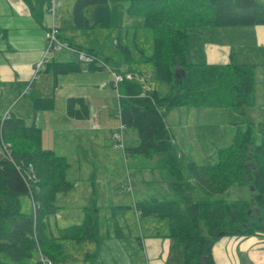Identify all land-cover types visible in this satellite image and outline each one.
<instances>
[{"label": "trees", "instance_id": "16d2710c", "mask_svg": "<svg viewBox=\"0 0 264 264\" xmlns=\"http://www.w3.org/2000/svg\"><path fill=\"white\" fill-rule=\"evenodd\" d=\"M110 1H126L127 14L142 18L143 26L151 30V51L143 52L142 56L144 62L152 63L150 73L125 66L111 68L97 51L65 41L59 34L66 47L55 50L37 71L51 69L57 76L80 71L81 67L85 71H98L106 65L110 75L131 71L145 77L144 82L136 79H123L116 85L113 80L110 82L117 91L122 129L137 130V144L130 149L145 155L165 153L169 187L175 198L150 197L135 203V208L141 216L168 219L169 235L183 246L182 264H216L211 249L219 233L241 238L264 237V121L233 123L232 138L218 150L214 164L189 161L183 166L173 149V135L164 113L183 106L244 112L254 105V63L238 62L232 57L223 64L199 63L189 61L187 52L191 33L196 34L202 28L264 24V0H74V26L88 27L83 14L86 6ZM63 49L73 52L72 61H62L55 55ZM122 49L127 60L132 61L129 49L126 46ZM81 53L90 59L79 58ZM155 81L165 86L163 93L150 84ZM33 105L35 111L53 110L55 98H35ZM65 112L73 119L86 120L90 118V104L83 96L70 95L65 99ZM67 167L64 156L43 148L41 128L34 121L28 123L15 114L0 121V253L4 254L0 264H41L39 257L34 262L29 260L33 250L50 257L55 264L65 261L62 243L48 231L46 217L56 210V195L71 189L65 174ZM187 172L198 188L209 195L207 199L192 198ZM235 184L252 188L249 201L222 198ZM25 194L36 204L30 212L20 207L19 198ZM83 219L80 224L63 228L60 237L77 243L94 240L99 227L96 208L86 210Z\"/></svg>", "mask_w": 264, "mask_h": 264}, {"label": "rangeland", "instance_id": "374dc122", "mask_svg": "<svg viewBox=\"0 0 264 264\" xmlns=\"http://www.w3.org/2000/svg\"><path fill=\"white\" fill-rule=\"evenodd\" d=\"M126 6V1L86 6L83 14L89 25L80 29L74 26L72 10L66 12L60 18L61 30H65V33L61 32L59 36L63 38L67 35V30L72 31L76 37L70 38V41L82 45L83 49L94 48L111 68L118 69L126 65L129 69L150 73L152 63L144 62L142 56L143 52L151 51L152 32L143 26L142 18L127 14ZM190 39L196 43L193 33ZM125 46L133 57L132 61L127 60L124 55L122 47ZM235 49L236 53L240 52ZM193 53L189 48L187 58L193 56ZM55 55L62 61L74 59L73 52L66 49L57 51ZM195 55L198 56V53ZM246 55L252 60H257L256 98L253 106L246 108L244 112L239 109L209 110L187 106L181 108L182 112H176L177 110L171 108L165 111L164 117L170 123L168 126L173 135V149L180 154L179 159L183 166L189 161L214 164L218 160V150L227 146L232 138L233 123L245 120L264 121V49L253 45V49ZM240 58L242 57L238 54L236 61ZM80 64L85 65L84 62ZM82 69L59 73L57 76H54L51 69L41 71L33 84L27 86L21 100V106H25L29 101L32 105L30 113H26L27 122L34 121L43 128L49 137L46 143L51 145L47 146H50L57 155L64 156L68 162L65 174L72 186L66 193L56 195L54 199L56 210L47 215V228L57 237V241L62 243L64 254L70 257V262L77 263L89 256V250L79 253L78 247H75L77 242L64 239L59 234L70 224L82 223L85 211L94 207L99 217L96 233L98 236L95 239L101 238V242L117 239L127 250L131 249L133 254L142 251L144 256L138 264H146L145 253L138 244L141 241L142 229L135 222L131 223V220L136 218L134 208L138 201L150 197L161 200L175 198L169 187L170 175L166 166V156L162 152L145 155L130 149L137 144V130L121 127L118 95L110 82L112 77L108 67L105 65L101 70L92 72H85ZM101 82H105L102 87ZM150 84L161 93L165 91V86L160 82ZM70 89L72 93L67 91ZM65 91L70 95L83 96L94 105L95 110L90 114L89 120L78 122L65 120L64 115L67 114L62 105ZM48 96L55 98L51 121L47 120L43 111H35L33 107L35 98ZM19 106L20 104L17 105ZM191 109H194L193 113L188 112ZM121 142L122 146H118ZM186 176L191 186L192 198L207 199L209 195L198 188L193 177L188 172ZM250 190L246 185L235 184L222 194V198L249 201ZM19 202L22 211L30 212L34 208L32 199L27 194L20 196ZM127 209L131 211L127 212ZM150 217L148 220H142L143 226L150 227L151 221H154L164 223L169 228L167 218L154 215ZM86 243L89 246L94 242L90 240L80 244ZM229 244L230 242L226 243V248H229ZM239 247L235 248V251L241 253ZM37 256L39 257L38 250H33L29 260L34 262ZM3 257L4 254L0 253V258Z\"/></svg>", "mask_w": 264, "mask_h": 264}, {"label": "crops", "instance_id": "0c3cea01", "mask_svg": "<svg viewBox=\"0 0 264 264\" xmlns=\"http://www.w3.org/2000/svg\"><path fill=\"white\" fill-rule=\"evenodd\" d=\"M48 1L0 0V121L10 114H15L26 120V113L31 111V102L21 106V100L27 86L32 85L41 72L37 71V65L44 55L46 34L53 23V16L46 8ZM58 1L56 15L59 16L58 34H61V32L65 33V30H61L60 18L72 10L74 0ZM208 28L210 27L202 28L196 34L193 33L196 43L193 39L190 40V50L194 53L193 56L187 58L189 61L223 64L227 63L231 57L236 61V56L240 54L242 58L238 62H254L256 65L257 60L250 59L246 54L250 52V49H253V45L264 49V24L248 27ZM67 32V35L63 34L64 37L61 39L65 41H70V38L75 39L76 36L72 31L67 30ZM235 48L240 52L236 53ZM92 49L94 50V48ZM195 53H198V56ZM98 56H100L99 52ZM122 66L127 68L126 65ZM85 72L91 71L86 70ZM104 84L105 82H101V87ZM67 91L72 93L71 89ZM64 95L66 99L70 93L65 91ZM65 99L62 104L64 109ZM18 104H20L19 107H17ZM89 104L92 113L95 107L90 101ZM181 108L183 107H172L171 109L182 112ZM192 110L194 109L188 112L193 113ZM43 112L48 121L53 120L54 109ZM64 116H66L67 122L76 120L68 115ZM35 124L37 123L35 122ZM167 124L170 123L167 122ZM48 140L49 137L45 134V130L41 128L43 147L50 148L51 145L46 143ZM128 211L131 209H127ZM134 212L136 218L131 220V223L135 222L142 229L140 231L141 241L138 244L143 248L146 264H182L183 246L169 235L167 225L151 221L150 227L143 226L142 220H148L151 217L141 216L135 208ZM91 241L95 245L94 243L89 246L87 243L81 245L80 243L84 241L75 244L79 253L89 250V256L85 259L72 263L70 257L66 256L65 261L59 264H138V261L144 256L142 251L133 254L131 249L127 250L117 239L101 242V238H99ZM227 242H230L229 248H226ZM238 246H240L239 252L241 253L235 251ZM211 250L216 264H264V237L258 235L241 238L222 234L215 239Z\"/></svg>", "mask_w": 264, "mask_h": 264}, {"label": "built area", "instance_id": "2783aa9c", "mask_svg": "<svg viewBox=\"0 0 264 264\" xmlns=\"http://www.w3.org/2000/svg\"><path fill=\"white\" fill-rule=\"evenodd\" d=\"M58 6H59L58 0H49L48 5L46 6L47 11H49V13L53 16V23L52 26L50 27V30L46 34V46L44 50V55L42 59L39 61L37 65V69L43 68L44 64L52 56L55 50H58L62 47H66V44L61 42L58 38L59 23L57 21L59 19V16L56 15V9ZM79 58L86 60L90 59V57H87L84 53L79 54ZM111 75H112L111 76L112 80L114 81V85H116L119 81L123 79H128V80L136 79L141 82L145 81V77L143 75L131 71H125L124 74L112 72ZM145 88L147 90L150 89L148 85H146ZM118 146H122V142ZM33 206L36 207V204H33ZM39 261L41 262V264H55L50 257L42 253H39Z\"/></svg>", "mask_w": 264, "mask_h": 264}, {"label": "water", "instance_id": "95a60500", "mask_svg": "<svg viewBox=\"0 0 264 264\" xmlns=\"http://www.w3.org/2000/svg\"><path fill=\"white\" fill-rule=\"evenodd\" d=\"M182 72H183V71H182ZM176 73H177V77H179L180 75H179V73H178V69H176ZM250 189L252 190L251 187H250ZM248 211L250 212L251 210L249 209ZM222 234H223V233H219L218 236H219V235H222Z\"/></svg>", "mask_w": 264, "mask_h": 264}]
</instances>
